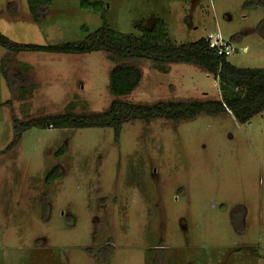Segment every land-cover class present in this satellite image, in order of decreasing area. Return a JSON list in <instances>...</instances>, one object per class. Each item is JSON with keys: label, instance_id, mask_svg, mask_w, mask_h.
<instances>
[{"label": "rangeland", "instance_id": "374dc122", "mask_svg": "<svg viewBox=\"0 0 264 264\" xmlns=\"http://www.w3.org/2000/svg\"><path fill=\"white\" fill-rule=\"evenodd\" d=\"M247 1L51 0L37 21L28 0H0V33L54 45L83 40L103 15L134 34L159 18L174 42L221 31L232 64L264 68V5ZM135 64L143 78L123 99L222 97L220 80L195 65ZM114 65L101 51L0 45V264H264V111L244 123L231 113L137 120L118 141L111 127H33L8 149L5 102L20 118L104 110ZM55 167L62 175L47 183Z\"/></svg>", "mask_w": 264, "mask_h": 264}, {"label": "trees", "instance_id": "16d2710c", "mask_svg": "<svg viewBox=\"0 0 264 264\" xmlns=\"http://www.w3.org/2000/svg\"><path fill=\"white\" fill-rule=\"evenodd\" d=\"M28 2L30 11L37 21L51 4V0H28ZM247 2L264 5V0ZM90 6L96 10L100 9L96 5L84 7ZM146 23L143 21L136 24L139 34L122 33L113 29L103 15L102 25L83 40L54 45L17 42L0 33V45L11 52L84 54L101 51L115 64L109 73V89L113 99L104 110L78 112L67 109L62 112L20 118L13 103L10 100L5 102L10 108L13 127V140L8 149L15 147L23 134L33 127H111L115 133V140L118 141L123 126L137 120L149 124L154 120L165 119L176 124L195 119L200 115L231 113L237 121L244 123L264 111V68L238 67L232 64L228 56H219L210 49L206 38L194 42H174L162 19H155L150 28L145 27ZM258 30L264 36V20L258 25ZM138 61H147L162 68L170 64L195 65L220 80L222 97H173L151 102L123 99L138 87L143 78L142 68L135 64ZM3 72L10 86L14 87L6 70L3 69ZM62 152L63 150L61 154ZM61 175V170L55 167L49 173L46 182L51 183Z\"/></svg>", "mask_w": 264, "mask_h": 264}, {"label": "built area", "instance_id": "2783aa9c", "mask_svg": "<svg viewBox=\"0 0 264 264\" xmlns=\"http://www.w3.org/2000/svg\"><path fill=\"white\" fill-rule=\"evenodd\" d=\"M206 39L208 41L209 48L214 50V52L219 56H229L236 50V47L234 46L233 42L224 39L221 34V31H218L214 34H209Z\"/></svg>", "mask_w": 264, "mask_h": 264}]
</instances>
